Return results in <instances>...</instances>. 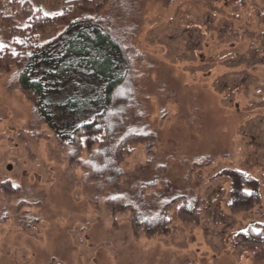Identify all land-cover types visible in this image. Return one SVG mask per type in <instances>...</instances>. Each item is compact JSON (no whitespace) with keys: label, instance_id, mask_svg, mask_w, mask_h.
<instances>
[{"label":"rangeland","instance_id":"rangeland-1","mask_svg":"<svg viewBox=\"0 0 264 264\" xmlns=\"http://www.w3.org/2000/svg\"><path fill=\"white\" fill-rule=\"evenodd\" d=\"M84 17L127 52L134 98L70 162L16 70H0V264H264L238 237L264 227V0H109L38 40ZM233 170L259 181L256 213L230 212ZM178 197L169 235L134 234L132 216ZM199 200V223L182 221Z\"/></svg>","mask_w":264,"mask_h":264},{"label":"trees","instance_id":"trees-1","mask_svg":"<svg viewBox=\"0 0 264 264\" xmlns=\"http://www.w3.org/2000/svg\"><path fill=\"white\" fill-rule=\"evenodd\" d=\"M108 1L0 0V70H16L22 92L71 151L70 162L77 161L82 137H88L91 150L104 119L115 109H121L124 101L134 98V89L127 86L131 75L129 59L120 41L91 18L70 22L64 31L44 42L38 40V33L66 21L82 8L99 10ZM56 7L61 8L60 13H47ZM227 53L224 50L221 54ZM150 138L137 135L133 140L142 142ZM123 142L116 145V161L125 154ZM229 178L230 212L256 213L262 202L259 181L239 170L231 171ZM179 200L183 197L166 204L156 218L144 223H136L132 216L134 234H142L140 226H143L145 236L169 235L172 231L169 208ZM203 203L204 200H199L191 209L183 206L179 218L199 223ZM250 234L238 237L254 259L262 261L264 227L260 232L251 227Z\"/></svg>","mask_w":264,"mask_h":264}]
</instances>
